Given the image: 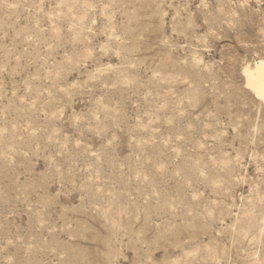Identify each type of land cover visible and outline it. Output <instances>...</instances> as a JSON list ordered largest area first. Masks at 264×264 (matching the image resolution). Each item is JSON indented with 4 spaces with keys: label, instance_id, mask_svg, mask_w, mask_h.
Wrapping results in <instances>:
<instances>
[{
    "label": "rangeland",
    "instance_id": "obj_1",
    "mask_svg": "<svg viewBox=\"0 0 264 264\" xmlns=\"http://www.w3.org/2000/svg\"><path fill=\"white\" fill-rule=\"evenodd\" d=\"M264 0H0V264H264Z\"/></svg>",
    "mask_w": 264,
    "mask_h": 264
},
{
    "label": "bare ground",
    "instance_id": "obj_2",
    "mask_svg": "<svg viewBox=\"0 0 264 264\" xmlns=\"http://www.w3.org/2000/svg\"><path fill=\"white\" fill-rule=\"evenodd\" d=\"M243 73L247 89L264 102V59L258 60L254 65H246Z\"/></svg>",
    "mask_w": 264,
    "mask_h": 264
}]
</instances>
